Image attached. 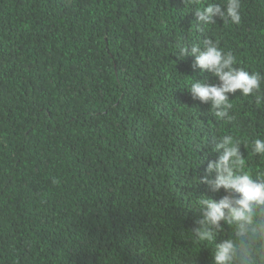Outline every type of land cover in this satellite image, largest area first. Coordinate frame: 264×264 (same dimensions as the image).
I'll return each instance as SVG.
<instances>
[{
    "label": "trees",
    "instance_id": "trees-1",
    "mask_svg": "<svg viewBox=\"0 0 264 264\" xmlns=\"http://www.w3.org/2000/svg\"><path fill=\"white\" fill-rule=\"evenodd\" d=\"M242 8L195 32L183 0H0V264H211L191 182L227 133L264 170V103L215 121L186 88L214 78L176 45L211 36L264 73V0Z\"/></svg>",
    "mask_w": 264,
    "mask_h": 264
},
{
    "label": "clouds",
    "instance_id": "clouds-1",
    "mask_svg": "<svg viewBox=\"0 0 264 264\" xmlns=\"http://www.w3.org/2000/svg\"><path fill=\"white\" fill-rule=\"evenodd\" d=\"M183 2L194 13L189 30L202 32L221 21L242 23V0ZM176 47V57H193V68L214 78L210 82L190 76L186 88L193 100L208 106L215 121L230 125L236 120L232 100L237 95L253 97L258 107L264 103V73L239 66L237 56L222 49L218 39H181ZM247 147L230 133L209 141L198 165L203 171L191 182L193 188L206 186L207 192H190L189 207L198 217L186 233L201 249H210L211 264H264V170L246 166L242 149ZM250 148L252 155L264 158V136L251 139Z\"/></svg>",
    "mask_w": 264,
    "mask_h": 264
}]
</instances>
